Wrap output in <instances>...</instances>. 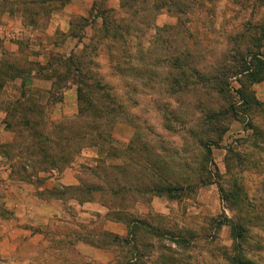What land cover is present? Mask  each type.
Returning <instances> with one entry per match:
<instances>
[{
  "label": "rangeland",
  "instance_id": "rangeland-1",
  "mask_svg": "<svg viewBox=\"0 0 264 264\" xmlns=\"http://www.w3.org/2000/svg\"><path fill=\"white\" fill-rule=\"evenodd\" d=\"M61 3L0 0L9 76L0 113L15 101L40 108L19 112L0 153L14 181L36 184L67 211L44 228L46 245L17 249L18 263L97 264L79 253L84 241L111 251V264H264V106L232 119L241 63L264 57V0H90L57 25ZM219 74L229 80L224 96L211 84ZM211 110L227 115L215 124L227 128L223 137L209 127ZM233 181L253 200L249 211L222 200L219 186L232 192ZM168 184L175 195L156 194ZM4 192L0 221L15 219ZM116 218L146 227L130 245L117 243L103 229ZM226 219L243 226L245 240L220 227Z\"/></svg>",
  "mask_w": 264,
  "mask_h": 264
},
{
  "label": "crops",
  "instance_id": "crops-1",
  "mask_svg": "<svg viewBox=\"0 0 264 264\" xmlns=\"http://www.w3.org/2000/svg\"><path fill=\"white\" fill-rule=\"evenodd\" d=\"M88 2L90 0H72L65 5L60 4V9L53 12V22L55 21L57 25L62 22L60 20L67 22L70 17L69 8L72 5L77 3L86 5ZM91 5L89 4L87 7L90 8ZM26 85L28 86L29 83L27 82ZM252 90L256 98L261 103H264V83L253 85ZM5 117L6 113H0V151L4 144L12 140V134L6 130L3 123ZM234 129L240 131L238 127ZM75 181L76 179L74 180V178L62 177L64 185H75ZM0 186L5 190L3 197L4 205L9 211L14 213L15 218L0 221V258L6 264H19L18 262H23V260L17 258L15 254L17 249L20 247L32 248L35 246L39 248L41 244L46 245L48 239L46 237L47 235L42 233L44 232V228H47L51 222L62 219L60 217H65L67 211L62 201H48L41 198L38 194L39 189L36 184L14 181L11 177L10 166L4 163L1 153ZM103 229L105 232L120 238L128 236V227L119 222L108 221L103 226ZM77 249L81 255L97 264H111L114 259L111 251L93 247L84 241L78 243Z\"/></svg>",
  "mask_w": 264,
  "mask_h": 264
},
{
  "label": "trees",
  "instance_id": "trees-1",
  "mask_svg": "<svg viewBox=\"0 0 264 264\" xmlns=\"http://www.w3.org/2000/svg\"><path fill=\"white\" fill-rule=\"evenodd\" d=\"M70 1H72V0H62L61 5H65V4L69 3ZM106 15H107L106 13H101V16L103 18ZM104 22H105V19H104ZM179 68L182 69V67H179ZM75 70L78 71L79 69L76 68ZM69 73H70V71H69ZM240 74L241 75L244 74L243 77H245L246 81H243V80L239 81V88L235 92L236 98L238 99V102H236L235 105H233V107H232V110L235 111L236 114L232 117V119L235 121H239V122H245L243 116H246L247 113L251 114V113L255 112V110H258L264 106V103H261L256 98L255 93L252 90L253 85L259 84V83H264V57L252 55L250 62L241 63ZM219 75L220 76H218V77H213L211 84H212V88H216L218 90V92L224 96L227 92H229V89L227 88V86H228L227 81H229V80L225 81V79L223 80V78L225 76L223 74H219ZM222 76H224V77H222ZM3 77L9 78L8 74H5V72L2 71V68L0 66V89H3V84L5 85ZM54 77H57V73L54 76L52 75V78H54ZM64 77H68V75H65ZM58 78H60V76H58ZM76 85L78 86V91H77L78 92V101L81 104H84L86 102V97H85L86 85L81 83L78 80L76 82ZM236 106L238 108L243 109V112L242 111L237 112ZM36 109L38 110L40 108H37L36 105L26 106L21 101L11 102L4 109V112L6 113V117H5V120L3 122L5 125V128L9 129V130L13 129V127L17 124L15 119L17 118V115L19 114L20 111H27V112L33 111L34 112V110H36ZM87 113H88V108H84L81 106V108L79 109V116H81V117L86 116ZM239 115L240 116L243 115L242 116L243 118L239 117ZM225 116H227V115L222 110H211V112L206 116L207 122L212 123L209 125V127L210 128L213 127L212 130H215V131L218 130V134L221 135V137H223L228 130H227V128L222 129V127L215 126V124L221 123L222 120H225L227 118ZM19 118L22 119L21 117H19ZM247 120H249V119L247 118ZM23 125L32 130V128L35 127L36 124H33L30 120L24 118L23 119ZM34 135H36V133ZM40 138H42V135L38 134L37 139H40ZM207 147H209V142L206 144V148ZM28 148H29V146H28ZM207 149H209V148H207ZM164 189L165 190L156 191V194L157 195L159 194V196L168 195L171 197V196L175 195V193L178 192V189L173 184L166 185V188H164ZM219 190L221 192L222 200L224 202L232 204V201H235V203H239V204L243 205L244 206L243 209L247 208V211L252 209L253 200L251 202L249 197L246 196L245 193H247V192L242 185L238 186L237 184H235V181H233V189L232 190H234V191L225 192L224 188L221 185L219 186ZM262 190L264 191V188ZM113 221L122 222V220L119 218H116ZM219 225H220V227H222L224 225H230L231 229H232V235H233V238L235 241L245 240V237H246L245 232L246 231L244 230L243 226H237L233 221L228 220V219H226L223 223L221 222ZM127 227H128V236L126 238H120V237L109 235V234L108 235L111 236V238L108 236H106L105 238L112 239L114 242H117V243L121 242V243L130 245V243L132 242V239L134 238V236H136V233L139 230H141L142 228L146 227V224L142 221L136 220V221L131 222V224H129ZM127 264H133L132 260L130 262H128ZM238 264H252V262L248 261V260L240 259V261H238Z\"/></svg>",
  "mask_w": 264,
  "mask_h": 264
},
{
  "label": "built area",
  "instance_id": "built-area-1",
  "mask_svg": "<svg viewBox=\"0 0 264 264\" xmlns=\"http://www.w3.org/2000/svg\"><path fill=\"white\" fill-rule=\"evenodd\" d=\"M15 33H16L15 29L12 28V29L10 30V32H8L7 35H8V37L10 38V37H14Z\"/></svg>",
  "mask_w": 264,
  "mask_h": 264
}]
</instances>
